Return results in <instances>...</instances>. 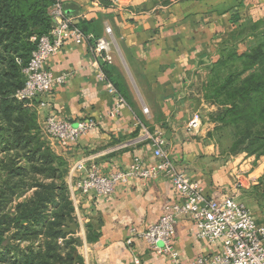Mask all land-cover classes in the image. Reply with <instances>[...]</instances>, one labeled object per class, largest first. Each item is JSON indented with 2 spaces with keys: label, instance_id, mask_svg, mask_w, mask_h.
I'll use <instances>...</instances> for the list:
<instances>
[{
  "label": "crops",
  "instance_id": "crops-1",
  "mask_svg": "<svg viewBox=\"0 0 264 264\" xmlns=\"http://www.w3.org/2000/svg\"><path fill=\"white\" fill-rule=\"evenodd\" d=\"M65 8L91 39L81 44L69 41L47 60L46 67L55 76L66 75L47 95V112L74 122L94 118L98 126L74 143L46 139L51 152L65 163L63 179L74 207L72 221L78 224L71 235L82 240L83 264H192L199 256L220 252L219 241L197 236L196 223L188 214L178 218L173 234L178 261L158 254L142 238L128 245L130 227L145 229L169 205L181 202L175 187L167 178L133 177L119 183L110 196L94 191L75 196L73 176L80 172L74 166L83 162L110 174L129 168L139 157L144 167H150L157 158L146 136L158 131L177 169L198 180L205 194L239 199L235 174L243 172L240 177L250 179L253 173L244 176L246 162L239 171L235 162L225 161L207 136L209 124L203 122L200 109L205 98L198 88L223 45L236 39L242 41V51L257 45L249 28L264 22V0H67ZM98 38L112 44L113 63L108 66L104 55L93 49ZM106 67L117 95L101 78ZM136 88L140 104L135 102ZM37 102L35 117L41 126ZM195 112L201 113L202 121L191 131L187 124ZM252 212L263 225L264 207L257 205Z\"/></svg>",
  "mask_w": 264,
  "mask_h": 264
},
{
  "label": "built area",
  "instance_id": "built-area-1",
  "mask_svg": "<svg viewBox=\"0 0 264 264\" xmlns=\"http://www.w3.org/2000/svg\"><path fill=\"white\" fill-rule=\"evenodd\" d=\"M50 1L52 27L47 34L32 37L36 47L23 67L25 84L15 93V98L35 110V102L41 96L42 99L38 100L36 108L38 107V113L43 115V123L40 126L42 135L69 144L95 129L98 121L86 118L74 122L47 112V95L52 92L56 83L65 81L66 75L55 76L46 67V62L67 42L81 44L90 40L91 36L82 31L73 18L67 15V0ZM107 31L110 32V28ZM93 49L104 55L107 64L113 63L112 44L108 39H96ZM101 76L108 91L117 95L114 84L104 73ZM120 99L124 101L123 98ZM115 114L111 112L110 117ZM201 121V113L195 112L187 124L188 130L199 129ZM146 137L152 142L153 154L157 158L154 165L144 167L142 160L135 157L129 168L101 174L96 166L78 162L74 168L80 173L73 176L72 193L78 196L94 191L101 196H110L119 183L127 182L133 177L141 180L167 178L175 187L181 202L169 205L167 212L145 229L130 227L126 240L128 245H132L135 238H142L158 254L170 256L175 262L178 261L173 234L178 218L188 214L196 223L199 238L209 242L219 241L222 244L220 252L211 256H199L192 264H264V224L257 223L249 206L234 196L219 199L205 194L198 180L177 169V164L165 148V138L160 132L155 131ZM241 181L237 180L236 186H239Z\"/></svg>",
  "mask_w": 264,
  "mask_h": 264
},
{
  "label": "rangeland",
  "instance_id": "rangeland-1",
  "mask_svg": "<svg viewBox=\"0 0 264 264\" xmlns=\"http://www.w3.org/2000/svg\"><path fill=\"white\" fill-rule=\"evenodd\" d=\"M249 31L257 44L264 40V36H262L264 35V22L260 25L251 26ZM239 43H242V41L236 39L234 42L225 44L221 47L215 59L207 65V70L204 75L206 81L202 86H199L198 89L199 94H203L205 98V106L200 109L203 113V122L205 121L209 124L207 130H210L207 131V136L215 142V145L218 147L225 161L230 160L232 163L235 162L239 171L240 166L246 162L244 165L245 168L242 169L246 170L244 176L253 173L250 179L240 177V174L243 172H237L235 174V183L237 180H242V183L236 186V189L241 193L239 200L244 202L252 210L257 205L264 207V144L262 140L252 141V136L245 134V131L247 132L249 129V124L247 122L227 123L221 121L228 99L224 93L217 94L218 88L224 84L227 77L236 73L241 68L242 61L235 55L250 50L242 51V49L239 48H243L244 45H239ZM115 52L117 53L116 49ZM2 69V66H0V72ZM138 93V88L135 90L133 89V94L136 98L135 102L140 104L141 100ZM3 107L4 103L0 101V113L3 112ZM23 111L27 113V121L30 122V115H35L34 108L29 104H25ZM16 113L18 112L14 110L13 118L16 117ZM5 125L6 122L2 123V120H0V141L4 142H6V139L9 137V134L2 130V128L6 129ZM251 128L255 133L264 132V126L259 121L252 122ZM28 137L32 140L30 146L34 147L35 132L28 135ZM41 139L47 143L46 137L41 136ZM21 143L24 145V138H21ZM4 146L6 145L1 143L0 193L7 192L11 195L13 194L14 197L11 201L3 205L0 211V230L2 237L0 240V264H53L56 255L59 253L64 256L65 264H74V259L81 256L79 236L65 234L64 237H66L62 239H55L52 237L56 231V227H54L53 224L61 226V232L63 228L66 227L64 225L66 218L64 219L63 217L62 220L60 219V215L65 213L66 217H69V215L74 213V211L72 212L71 210L73 205L70 203L71 199L68 191L65 196L66 200L57 197L56 202L54 200L55 203L51 201L46 204L45 215L47 218L45 216V221H38L36 223L35 217H33L29 222L18 224L16 221V216L18 214L17 206L21 203H25L22 210L31 208L32 202L28 204L27 202L31 201L30 199L35 195V157L30 159L32 154L30 153L31 149L29 147L5 152L2 150ZM17 155L23 157L20 165L22 168L14 173L13 170L14 168L17 169V166L13 163L16 162L14 158H16ZM11 171L14 173L15 177L7 180L6 176L10 174ZM237 175L239 178H237ZM247 179H249V181ZM253 182L256 183L252 185ZM244 186L249 187L245 189ZM25 189L26 191L23 195L17 196V194ZM59 203L63 210L58 209ZM49 222L53 223L49 224ZM71 255L74 257L73 260L70 257Z\"/></svg>",
  "mask_w": 264,
  "mask_h": 264
},
{
  "label": "trees",
  "instance_id": "trees-1",
  "mask_svg": "<svg viewBox=\"0 0 264 264\" xmlns=\"http://www.w3.org/2000/svg\"><path fill=\"white\" fill-rule=\"evenodd\" d=\"M51 5L50 0H0V66L3 68L0 72V101L4 103L0 120L2 123L6 122V129L2 128V130L9 134L6 142L0 141V146L1 143L6 145L2 149L5 152L29 147L32 154L30 159L35 157V195L30 199L31 201L27 202V204L32 202L31 208L22 210L25 203L17 206L16 221L18 224L29 222L33 217H35L36 223L45 221L47 218L45 215L46 204L51 201L55 203L57 197L66 200L65 196L68 191L63 179L66 173L64 161L53 154L47 143L42 141L41 136L43 135L35 115H30L32 119L30 118V122L27 121V113L23 111V107L27 103L15 98V93L25 84L23 67L29 61L31 53L36 47V42L32 40V37L47 34L52 27ZM235 56L242 61L240 70L229 75L217 90V94L224 93L228 99L221 121L227 123L247 122L249 129L247 132L245 131V134L251 135L252 141L262 140L264 144V132L255 133L251 128L252 122L257 121L264 126V40L249 51ZM105 65L109 64L105 63ZM105 73L107 78L112 81L110 69L106 67ZM14 110L18 112L15 118H13ZM34 132L35 144L32 147L30 146L32 140L28 135ZM21 138L25 139L24 145L21 143ZM14 160L16 162L13 164L17 166V169L14 168L13 172L16 173L22 168L20 165L23 157L17 155ZM13 172L11 171L6 176L7 180L15 177ZM25 191L26 189L17 196L23 195ZM8 194L7 192L0 193V211L1 207L14 197L13 194H9V196ZM70 203L73 205L71 201ZM58 209H62L60 203ZM71 210L73 212L74 207ZM63 217L66 218V221L68 218L72 221L74 218L73 214L66 217L65 213L60 215V219L63 220ZM52 223L49 222V224ZM53 225L56 227V231L52 235L55 239L65 238V234L71 235L64 231L61 232V226L58 224ZM79 243H82L80 238ZM70 257L73 260L74 257L72 255ZM74 260L76 264H83L82 256H78ZM53 264H65L64 256L60 253L57 254Z\"/></svg>",
  "mask_w": 264,
  "mask_h": 264
},
{
  "label": "water",
  "instance_id": "water-1",
  "mask_svg": "<svg viewBox=\"0 0 264 264\" xmlns=\"http://www.w3.org/2000/svg\"><path fill=\"white\" fill-rule=\"evenodd\" d=\"M65 228H63V231L67 232V233H75L77 231L78 228V224L76 222L71 221L70 218L67 219L66 223H65ZM76 264V263H74Z\"/></svg>",
  "mask_w": 264,
  "mask_h": 264
}]
</instances>
